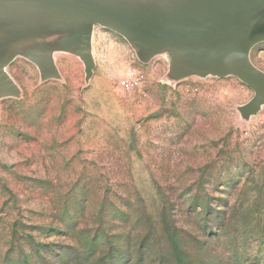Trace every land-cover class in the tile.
I'll return each mask as SVG.
<instances>
[{
  "label": "rangeland",
  "instance_id": "1",
  "mask_svg": "<svg viewBox=\"0 0 264 264\" xmlns=\"http://www.w3.org/2000/svg\"><path fill=\"white\" fill-rule=\"evenodd\" d=\"M91 53L90 76L65 52L54 80L20 55L5 67L20 94L0 99V264H264V107L239 111L253 92L174 80L100 26ZM250 61L264 72V42Z\"/></svg>",
  "mask_w": 264,
  "mask_h": 264
},
{
  "label": "water",
  "instance_id": "2",
  "mask_svg": "<svg viewBox=\"0 0 264 264\" xmlns=\"http://www.w3.org/2000/svg\"><path fill=\"white\" fill-rule=\"evenodd\" d=\"M95 26L124 38L141 63L166 53L174 80L238 79L253 92L239 108L246 118L264 107V72L250 61L264 42V0H0V54L12 48L0 62V99L20 94L5 70L16 54L42 81L59 77L55 52L78 57L90 76Z\"/></svg>",
  "mask_w": 264,
  "mask_h": 264
},
{
  "label": "built area",
  "instance_id": "3",
  "mask_svg": "<svg viewBox=\"0 0 264 264\" xmlns=\"http://www.w3.org/2000/svg\"><path fill=\"white\" fill-rule=\"evenodd\" d=\"M143 75L137 72H129L117 81V86L125 92H133L141 88L143 84Z\"/></svg>",
  "mask_w": 264,
  "mask_h": 264
},
{
  "label": "crops",
  "instance_id": "4",
  "mask_svg": "<svg viewBox=\"0 0 264 264\" xmlns=\"http://www.w3.org/2000/svg\"><path fill=\"white\" fill-rule=\"evenodd\" d=\"M92 32H93V30H92ZM91 37H92V36H91ZM50 39H52V36L49 35V36L47 37V40H50ZM253 48H254V47H253ZM253 48H252V49H253ZM252 49H251V50H252ZM58 53H62V52H55L54 55H55V54H58ZM250 53H251V51H250ZM17 56H19V54H16V56H15L13 59H15ZM20 56H21V55H20ZM157 57H164L165 60L168 61V62L170 63L169 56H168L166 53H164V54H158V55L154 56L150 61H148L147 63H143V64H148V63H150L153 59H155V58H157ZM13 59H12V60H13ZM53 59H54V56H53ZM54 63H55V62H54ZM251 63H252V62H251ZM55 65H56V64H55ZM56 68H57V67H56ZM38 73H39V72H38ZM208 77H211V76H208ZM208 77H205V78H208ZM198 78H199V77H198ZM205 78H201V79H205ZM214 78H216V77H214ZM252 97H253V96H252ZM246 104H247V103H246ZM246 104H245V105H246ZM242 107H243V106H242Z\"/></svg>",
  "mask_w": 264,
  "mask_h": 264
}]
</instances>
